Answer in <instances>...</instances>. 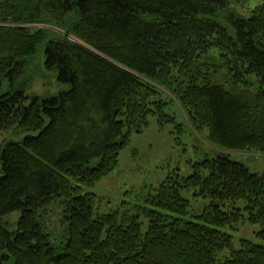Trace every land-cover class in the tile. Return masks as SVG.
Listing matches in <instances>:
<instances>
[{"label": "trees", "instance_id": "trees-1", "mask_svg": "<svg viewBox=\"0 0 264 264\" xmlns=\"http://www.w3.org/2000/svg\"><path fill=\"white\" fill-rule=\"evenodd\" d=\"M262 2L244 17L231 0H0V137L26 132L0 147V264H264V174L225 154L115 211L91 191L150 117L176 124V102L221 148L264 152ZM40 54L68 86L46 99L27 92ZM244 222L261 242L236 248Z\"/></svg>", "mask_w": 264, "mask_h": 264}, {"label": "rangeland", "instance_id": "rangeland-1", "mask_svg": "<svg viewBox=\"0 0 264 264\" xmlns=\"http://www.w3.org/2000/svg\"><path fill=\"white\" fill-rule=\"evenodd\" d=\"M262 3V0H248L241 5L235 0H231L232 8L244 17L251 15V12ZM35 26L31 27L35 28ZM53 28L63 32L57 27ZM230 32L234 34V30L231 28ZM71 39L76 42L82 41L74 36H71ZM83 43L86 45L85 42ZM43 61V56L40 54L34 64L37 75L27 91L31 98L37 96L46 99L68 89L67 85L58 81L55 71L45 70ZM171 105L169 112L176 117V124H168L160 128L157 118L150 117L148 127L142 133H135L131 136L129 144L120 153L116 168L91 189L98 197L96 202L98 212L115 211L122 206L125 200L140 202L142 196L146 195L151 188L159 186L168 176L174 173L184 177L191 175L193 164L202 162L206 156L225 154L232 160L244 164L251 172L264 174V152L256 149L228 150L221 148L210 140L207 129L197 131L192 126L187 112L178 102ZM25 135L26 132L20 130L3 132L0 137V147L6 140H20ZM185 195L191 200L196 213L201 212L207 200L195 198L191 194ZM60 211V205L55 204L44 214L47 229L57 237L62 235L63 230L61 222L63 216ZM19 217L20 212L6 217V227L14 231L17 228ZM260 230L261 225L249 222L240 223L233 229L228 228V231L233 235V243L236 248L239 247L242 239L261 242L257 238V232ZM223 254L227 255L228 251Z\"/></svg>", "mask_w": 264, "mask_h": 264}, {"label": "water", "instance_id": "water-1", "mask_svg": "<svg viewBox=\"0 0 264 264\" xmlns=\"http://www.w3.org/2000/svg\"><path fill=\"white\" fill-rule=\"evenodd\" d=\"M78 43L82 44V45H85L82 41H78ZM86 46V45H85Z\"/></svg>", "mask_w": 264, "mask_h": 264}]
</instances>
